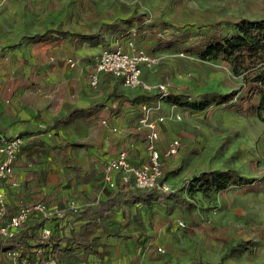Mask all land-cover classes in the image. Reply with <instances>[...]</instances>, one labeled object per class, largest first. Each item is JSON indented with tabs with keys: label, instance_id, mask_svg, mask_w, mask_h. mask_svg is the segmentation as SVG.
<instances>
[{
	"label": "rangeland",
	"instance_id": "rangeland-1",
	"mask_svg": "<svg viewBox=\"0 0 264 264\" xmlns=\"http://www.w3.org/2000/svg\"><path fill=\"white\" fill-rule=\"evenodd\" d=\"M240 18H264V0H0V58L13 55L23 61L22 81L13 77L8 82L21 91L23 102L33 106V101L42 100L44 88L54 79L71 92L86 80L85 102L96 106L87 121L68 125L54 122L51 113L41 115L48 123L39 125L30 139L38 141L32 162L45 168L38 184L45 176L65 177L60 165L72 159L75 164L89 163L85 176L96 180L117 145L144 144L145 129L135 127L143 103L151 118L164 117L157 122L161 152L171 139L179 141L177 152L164 157L162 165L163 179L172 191L157 197L150 208L137 209L150 219L141 246L130 237L109 240L106 250L114 264H264V106L256 114L222 105L195 111L187 105L208 92L238 101L246 93L242 74L221 60L201 57L195 49L201 37L215 29L231 32L230 22ZM130 33L159 55L154 67L143 68L142 80L163 83L166 95L127 88L109 73L90 84L100 47L114 39L125 42ZM167 36L176 38V44L167 45ZM179 40L182 45H177ZM184 45L194 49L177 47ZM69 57L75 61L72 66L66 62ZM74 57L82 69L88 67L86 79L29 73L37 62L74 69ZM15 95L7 94L8 100L2 102L17 101ZM56 113L60 116L63 110ZM204 170H233L253 182L203 193L193 177ZM178 196L187 204H181ZM46 227L52 231V222Z\"/></svg>",
	"mask_w": 264,
	"mask_h": 264
},
{
	"label": "crops",
	"instance_id": "crops-1",
	"mask_svg": "<svg viewBox=\"0 0 264 264\" xmlns=\"http://www.w3.org/2000/svg\"><path fill=\"white\" fill-rule=\"evenodd\" d=\"M51 57L52 56H50V58ZM78 57H74L77 63L74 69H66L58 66L56 63L37 62L35 67L32 68L29 73H32L33 75L47 74L53 76V78L65 74H69L71 77L81 75L86 79L88 67L82 69L79 64L80 57ZM40 66L46 68H41ZM23 72V61H20L18 57L14 58L12 55L8 58H0V131L11 135L23 134L27 138V142L22 146V149L13 165L14 174L19 180V185L21 184V187H7V194L5 197V215L7 217L13 215L21 203L35 199H43L49 204L61 208L63 207V204L66 206V202L68 200L67 196H70L75 198L77 202L81 203L82 209H84L88 206L97 204L101 200H105L108 197L118 194L116 199L121 201L120 205L118 207H113L105 213L101 223L95 227V232L100 235L98 241L99 246L96 247V250L100 253H94L93 250L89 249L85 250L82 246L75 243L70 244L69 247L68 245L62 246V248H68L62 251L58 250L53 253L62 264H114L111 258H109V254L106 250V246L110 243L109 240L112 241L130 237L132 241L136 243V246H141V241L146 236V232L150 230V219L145 213L139 214L137 209L140 208V206L148 209L151 205L144 206L140 203H134L127 200V190L133 191L136 189H133L128 184L122 183L118 178H116V183L113 187L105 185L102 181L101 168L99 177H95L96 180H92L90 177L85 176V174L88 173L87 170L89 169V163L75 164L73 159L69 164L60 165L61 171H63L62 167H65V177L59 176L58 180H53V178L49 179L48 176H45V181H42L43 177L41 175L44 174L45 168L38 167L37 164L31 160L32 151H34V144L38 143V141L30 140L32 135L35 134L34 130H36L39 125L48 123V121L41 115L52 114L55 122V118L64 115L72 108L86 107L93 104L85 102L87 90L86 80L78 89L73 88V91L71 92L70 90H67L66 87L60 85L58 80L56 81V79H54L51 82H48L47 86L44 88L45 93L40 96L42 100L33 101L34 104L31 106L28 100L23 102L22 97L19 94L20 90L16 88L15 85L8 83L10 78L12 82L13 77H15V79L19 81L18 83H20V81H22L20 78L24 76ZM24 88L25 86L23 89ZM23 92L25 93V89ZM9 93L16 94L15 97L17 101L11 99L7 103L2 102V100H8L7 94ZM31 97L32 96H29L28 99ZM56 110L59 112L60 110H63V113L60 116H57L58 113H56ZM92 112L87 116L76 117L69 123L58 124L68 125L77 123L78 121H87L88 118L91 117ZM67 145L70 147V145H76V143H68ZM113 145L115 146L116 144ZM35 146H37V144H35ZM65 147L62 148L64 149ZM122 147L123 146L117 145V149L113 154L115 155ZM158 147L162 150L159 144ZM111 150L112 148L110 151ZM88 152L91 151L88 150ZM92 158L93 157H91V159ZM145 159V144L135 143L134 149L131 151V161L136 163ZM38 176L39 178H42L41 184H38ZM59 184H63L64 187H58ZM24 199H27V201H23ZM11 207L13 208L12 211L10 209ZM7 212L13 213L9 215ZM44 221V226H47V224L52 222L51 234L65 237L70 235L72 231H77L79 227L87 221V219L81 217L79 214H75L67 210L64 212V215L60 217ZM61 245H64V243ZM137 248L140 252V248ZM0 255L4 259L3 263L5 264L6 261L2 251H0Z\"/></svg>",
	"mask_w": 264,
	"mask_h": 264
},
{
	"label": "built area",
	"instance_id": "built-area-1",
	"mask_svg": "<svg viewBox=\"0 0 264 264\" xmlns=\"http://www.w3.org/2000/svg\"><path fill=\"white\" fill-rule=\"evenodd\" d=\"M158 61V54L148 51L135 40L127 39L121 42L119 39H114L111 45L100 47L89 73V82L94 86L101 74L109 73L127 88L140 87L145 92L164 96L166 87L163 83L152 84L142 80L143 68L150 69ZM66 62L70 66L74 64V60L70 57ZM149 109L146 103L142 104V112L135 126L137 131L142 129L146 131L144 135L146 159L136 163L131 161V151L135 144L130 141L127 146L120 148L114 157L102 163V181L105 185L113 187L118 178L122 183L136 190L172 191L170 184L163 179V157L174 155L179 141L175 138L171 139L166 150L161 152L157 145V122L163 121L164 117L158 115L156 118H151ZM101 122L106 124L105 119H101ZM112 130L118 131L116 127H112ZM24 143L25 138L22 135H11L0 131V240L15 235L32 217L47 220L60 217L67 210L75 213L82 208V204L73 198L68 199L64 210L43 199H35L21 203L13 215L9 217L5 215L7 187H17L20 183L14 174L13 165ZM38 233L45 239L51 234V230L42 226ZM2 254L5 264H62L50 251L49 246H34L30 250L21 247L11 248L3 250Z\"/></svg>",
	"mask_w": 264,
	"mask_h": 264
},
{
	"label": "trees",
	"instance_id": "trees-1",
	"mask_svg": "<svg viewBox=\"0 0 264 264\" xmlns=\"http://www.w3.org/2000/svg\"><path fill=\"white\" fill-rule=\"evenodd\" d=\"M164 23L165 27L171 26L168 22ZM229 25L231 32L223 34L220 29H215L208 36L201 37L196 43L195 49L198 50L201 57L221 60L226 65H229L233 72L242 74L247 91L239 101L226 98L218 99L214 94L204 93L195 101L188 103V108L201 111L208 107L222 105L228 110H247L251 113L259 114V109L264 106V18H240L237 21L230 22ZM127 37L130 40H135L131 33ZM175 39L167 36V45L176 44ZM181 41L183 40H179L177 45H182ZM177 47L187 51L194 49L188 45ZM94 108L95 104L72 108L64 115L55 118V122L61 124L69 123L76 117L90 115ZM193 182L196 183V189L206 193L209 190H223L230 184H248L250 186L253 180L233 170H204L193 177ZM167 193L169 192H161L155 189L147 191L127 190L126 199L144 206H150L157 197ZM117 195L75 212V214L81 215L87 221L77 231H72L70 235L65 237L50 234L43 239L39 235L38 230L44 226L45 221L32 217L15 235L5 240H0V251L20 247L30 250L34 246H49L50 251L55 253L58 250L67 249L70 244L75 243L82 246L85 250H93L94 253L98 254L100 252L96 250V247L99 246L100 235L95 232V227L101 223L105 213L120 205L121 201L116 199ZM177 200L181 204H187L186 200L180 196H178ZM62 243L64 245H61ZM65 245H68V247L62 248ZM188 264L205 263L198 261Z\"/></svg>",
	"mask_w": 264,
	"mask_h": 264
}]
</instances>
